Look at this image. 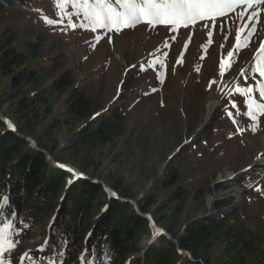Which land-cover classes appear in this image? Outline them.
I'll list each match as a JSON object with an SVG mask.
<instances>
[{
    "label": "rangeland",
    "instance_id": "obj_1",
    "mask_svg": "<svg viewBox=\"0 0 264 264\" xmlns=\"http://www.w3.org/2000/svg\"><path fill=\"white\" fill-rule=\"evenodd\" d=\"M56 3L14 4L1 14L0 39L15 36L13 44L26 54L27 43H40L36 63L40 79L16 86L12 67L0 79L1 113L11 115L13 119L4 114L16 128L15 121L25 129L20 133L52 153L58 165L102 180L117 196L134 200L139 209L142 205L153 220V233L157 228L176 237L192 220L230 210L227 227L207 248L198 250L202 264H206L204 258L210 264L233 263L238 234L262 242L263 251L251 264H264V116L258 117L253 132V122L245 115L247 97L235 92L238 84L255 87L250 74L242 83V70L249 73L257 63L258 48L264 42V9L249 45L236 51V32L248 23L236 13L229 14L223 25L221 18L206 22L214 25L207 28L198 23L173 31L141 23L120 32H93L81 26L86 23L83 12L75 15L71 0L66 4L61 0L63 24L45 23L44 16L59 19ZM69 23H75V29ZM229 51L234 52L233 64L221 78L219 62L224 58L227 63ZM181 56L183 63H177ZM156 57L163 60L164 69L148 66ZM52 59H58V68H52ZM65 71L71 73V86L64 92L49 91L46 103L21 109L19 99L44 89ZM160 72L163 75L158 78ZM257 79L261 78L257 75ZM211 81L215 83L209 88ZM76 87L93 101L95 111L124 103L121 130L110 141L89 147L78 138L79 128L90 116L77 119L66 111L65 100ZM253 96L258 98V92ZM210 101H215L211 113L206 106ZM238 128L246 130L238 132ZM170 170L174 176L162 179ZM223 202L230 204L216 207ZM50 223L51 215H47L30 227L12 229V239L19 241L10 255L12 264L23 253L29 257L24 264L42 262L39 249L45 247ZM226 230L228 234L223 235ZM138 255L127 264H137Z\"/></svg>",
    "mask_w": 264,
    "mask_h": 264
},
{
    "label": "trees",
    "instance_id": "obj_2",
    "mask_svg": "<svg viewBox=\"0 0 264 264\" xmlns=\"http://www.w3.org/2000/svg\"><path fill=\"white\" fill-rule=\"evenodd\" d=\"M35 1L38 0H0V16L14 4ZM3 38L0 39V79L14 67L16 73L12 79L16 86L20 82L35 84L40 79L36 67L40 43H27L29 53L26 54L13 44L15 36L4 35ZM57 60L52 59L53 69L59 67ZM71 83V73L65 71L44 89L29 92L25 99H19V105L27 110L31 103H46L49 91L64 92ZM65 103L66 111L74 118L90 116L77 132L86 146L106 143L119 134L124 103L95 111L93 101L77 87ZM15 123L19 132H26L17 121ZM174 174L175 171L170 170L162 179ZM89 176H76L67 168L52 164L45 152L32 147L0 117V229L8 224L13 228L30 227L42 216L51 215L49 235L44 251H40L42 262L36 264H127L138 254L137 264H202L198 250L207 248L211 240L219 236L232 215L224 208L220 214L192 220L176 235L178 247L164 233H153L149 218L140 215L131 203L112 196L102 183ZM229 204L223 202L216 207ZM140 209L145 211L142 205ZM227 234L226 230L223 235ZM235 239L239 250L235 261L229 264L256 262L258 252L263 251L262 242L242 234L235 235ZM179 248L188 251L195 260L180 253ZM204 261L210 264L206 258Z\"/></svg>",
    "mask_w": 264,
    "mask_h": 264
},
{
    "label": "snow or ice",
    "instance_id": "obj_3",
    "mask_svg": "<svg viewBox=\"0 0 264 264\" xmlns=\"http://www.w3.org/2000/svg\"><path fill=\"white\" fill-rule=\"evenodd\" d=\"M63 2L66 4L69 0H63ZM71 4L76 9L75 15L80 16L81 11L83 12L82 19L86 23H82L81 26L87 27L93 32L98 29L120 32L124 28H134L141 23L153 27L162 25L170 27L173 31L179 27L189 28L198 23L207 28L214 25H209L206 22H215L221 18L220 23L223 25L229 18V14L236 13L241 19L248 21L236 32L234 46L236 51L249 45L252 36L257 31L262 9H264V0H114V2L113 0H71ZM56 7L60 10L59 19L44 16L45 23L49 25L64 23L65 13L61 6V0H57ZM237 9H241V11L237 13ZM67 18L69 21L72 20L71 16ZM68 27L75 29L76 24L69 23ZM100 39V36L96 37L97 41ZM208 43H211V32H209ZM164 55L167 56V53ZM233 55V51L227 53V63L224 58H221L219 62L221 78L225 76L226 70L232 67ZM256 59L257 63L251 66L249 73H244L242 70V75L245 76V81L242 83H246L250 74L252 80L255 81V87H242L238 84L235 88L236 93L247 97L244 101L248 109L245 115L253 122L251 126L253 132L257 130L258 117L264 116V42L259 45ZM177 63H183V56L179 57ZM156 65H159L161 69L166 67L160 57H156L148 66L155 67ZM140 70L144 71V66H141ZM160 75H163V72L158 73V78ZM257 75L261 79H257ZM213 83L215 81L210 82L209 88ZM254 91L258 92V98L253 96ZM232 107L236 108L237 105L233 102ZM227 115L231 118L233 113L229 111ZM233 122L235 123V120ZM8 127H12L10 122ZM245 130L237 129L238 132ZM70 171L72 170L70 169ZM12 229V224L0 229V264H12L10 255L19 243L12 239L14 234ZM15 235H19V231ZM39 251H44V248L41 247ZM28 258L27 253L21 254L17 264H24V260Z\"/></svg>",
    "mask_w": 264,
    "mask_h": 264
},
{
    "label": "water",
    "instance_id": "obj_4",
    "mask_svg": "<svg viewBox=\"0 0 264 264\" xmlns=\"http://www.w3.org/2000/svg\"><path fill=\"white\" fill-rule=\"evenodd\" d=\"M0 117H1L2 119H4V120L7 122V124H9V122H10L11 125H12L11 129H12V130L14 129L13 131L16 132L19 136L26 138L34 148L39 149V150L45 152L46 155L48 156L50 162H51L52 164H54V165H58V163H57V161L54 159V156L52 155V153H50V152H49L47 149H45V148H40V147L36 146V144H34L33 140H32L30 137H28V136H26V135H24V134L18 132V130H17L16 126L14 125V123H13V122H12L7 116H5L4 114H2L1 112H0ZM9 128H10V127H9ZM85 176H87V177L90 178V176H88V175H85ZM95 181H96V182H99V183H102V184L104 185V187H105V189H106V191H107L108 193H110L111 195L114 194V192H113V191H112V190L106 185V183H105L104 181H102V180H95ZM113 196L118 197V198L121 199V200H125V201L131 203V204L134 206V208L136 209V211H137L140 215H143V216L149 217V218H150V221L152 222V218H151V216H150L149 214H147V213L141 211V210L137 207L136 202H135L134 200L127 199V198H122V197L116 196V194H114ZM168 238L171 239V240H173V241L178 245V247H179V242H178V239H177L176 237L168 236ZM179 251H180V253H182V254H184V255H188L191 259L195 260V258H194V257H193L188 251H186V250H181L180 248H179Z\"/></svg>",
    "mask_w": 264,
    "mask_h": 264
},
{
    "label": "bare ground",
    "instance_id": "obj_5",
    "mask_svg": "<svg viewBox=\"0 0 264 264\" xmlns=\"http://www.w3.org/2000/svg\"><path fill=\"white\" fill-rule=\"evenodd\" d=\"M206 106L208 108L209 113H211L212 110H214V108H215V101H210Z\"/></svg>",
    "mask_w": 264,
    "mask_h": 264
}]
</instances>
